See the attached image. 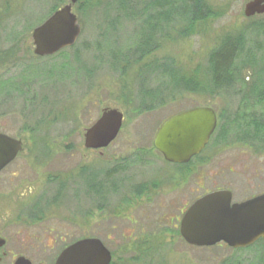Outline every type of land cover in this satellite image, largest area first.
Here are the masks:
<instances>
[{
  "label": "rangeland",
  "instance_id": "1",
  "mask_svg": "<svg viewBox=\"0 0 264 264\" xmlns=\"http://www.w3.org/2000/svg\"><path fill=\"white\" fill-rule=\"evenodd\" d=\"M71 1L0 0V133L23 144L1 180L27 172L32 180L50 176L73 188L80 196L66 195L54 218L75 219L83 210L85 219L75 220L87 238L105 244L113 264H264L257 247L199 249L180 236L183 214L208 192L228 188L233 201L241 202L264 188V159L242 147L225 148L240 136L225 135L232 105L224 101L228 90L216 89L211 70L225 43L240 44L244 54L229 91L264 90V18L245 16V5L253 0H205L209 12L198 21L156 10L157 0L140 5V0H79L77 43L65 54L36 57L33 30ZM183 79L194 81L195 88L178 85ZM196 107L213 108L224 131L195 162L167 163L154 147L157 131ZM106 108L122 111L124 126L103 158L95 159L84 134ZM255 137L252 145L264 139V131ZM98 165L97 183L84 185L88 181L79 172ZM112 169L117 174L110 179ZM0 230L7 240L0 264H14L18 256L55 264L74 240L63 232L45 242H22L12 221Z\"/></svg>",
  "mask_w": 264,
  "mask_h": 264
},
{
  "label": "water",
  "instance_id": "2",
  "mask_svg": "<svg viewBox=\"0 0 264 264\" xmlns=\"http://www.w3.org/2000/svg\"><path fill=\"white\" fill-rule=\"evenodd\" d=\"M72 4L55 13L32 34L34 54L52 57L73 47L81 34ZM264 15V0L246 4L247 18ZM125 120L117 108H106L99 119L85 130L88 150H105L116 141ZM217 127V117L210 108H196L180 113L159 129L155 148L172 164H188L208 144ZM23 152L22 141L0 133V173ZM180 236L194 248H214L221 244L232 250H245L264 239V196L243 203H233L230 191H217L194 202L180 221ZM5 245L0 240V248ZM113 255L100 239H85L65 248L55 264H112ZM14 264H33L25 257Z\"/></svg>",
  "mask_w": 264,
  "mask_h": 264
},
{
  "label": "flooded vegetation",
  "instance_id": "3",
  "mask_svg": "<svg viewBox=\"0 0 264 264\" xmlns=\"http://www.w3.org/2000/svg\"><path fill=\"white\" fill-rule=\"evenodd\" d=\"M77 2H79V0H77ZM75 4L72 5V12L78 19V16L74 13ZM66 6L67 5H64L60 9L58 8L56 11L54 10L51 13V15L48 16L45 19V21L42 22L39 26L44 24L50 17H52L55 13L62 10ZM262 18H264V15H256L255 17H251L248 19L251 20V19H262ZM78 23H79V19H78ZM223 93H224V101H226L228 105H232L231 107L235 108L234 113L229 111L231 107L227 108L226 121H225V124H227V128L225 130L226 131L225 135L226 134H238V136H240V138H238L234 143H231L230 145H228L229 143H227L226 144L227 147L225 148L229 149L231 147L230 150H234V149H237L234 147H242L244 149H248L252 151L254 155L256 156V158H258L259 160L264 159V139H260L258 144H253L256 146L252 145V140H253L252 138H254L261 131H264V90H257V91L243 90V91H236V92H230L228 90V91H224ZM227 95L230 100L226 99ZM196 108L212 109L215 112L216 117H217V127L213 135L211 136L208 144L203 149V151L199 155L195 156L188 164H184V165H189L195 162L196 160H198L199 158H201L203 154L211 148L213 143L216 142V140H218L221 133L224 131V128L222 129L221 127V120H222L221 116L213 108L211 107H196ZM196 108H193V109H196ZM225 124L223 126H225ZM239 125L242 127L240 128ZM230 126H232L234 129H230L229 128ZM243 127L245 131L244 135L242 134ZM122 129L120 131V134L122 132ZM232 130L234 131L231 133ZM251 134H253V137H251ZM113 143L111 145H113ZM227 149H224V150L226 151ZM105 150L93 151L94 158L95 159L103 158L104 156L103 152ZM230 150H227L226 152ZM159 154L165 160L164 156L160 152ZM243 154H245V152ZM19 156L20 154L15 159V161H13L10 165H8L0 173V226L4 225L7 221H12L13 224L16 225V227H18V231H15V236L22 242L23 241L25 242L26 241L27 242H45L49 240L50 237H52V234H54V236L56 235L57 237H60L61 236L60 234L63 232L67 233V236H73L72 237L74 238L73 243H76V242H79L85 239H97V238H87L86 237L85 227L82 223L79 222L81 221L80 216L85 219V213L83 210H81L78 216L75 217V219L79 220L78 222L72 217L71 214L68 215L69 218H65V219L54 218L56 215L55 211L58 210L60 207H62V202H63V199L67 197L66 195L75 194L73 192V188H69L65 185H59L58 183H54L55 178H50V176L47 177L45 181L43 180V177H41L39 180H32L30 177L26 175L27 172H24L22 174V177H20V174H13L8 179L2 178L1 180V175L15 164ZM184 165L179 164L178 166H184ZM99 167H100L99 165L98 167L96 166L95 168L93 167L91 169L93 171H91L90 173H84L85 170L84 171L82 170L81 172H79L83 178V181L86 182V179L88 181L87 183H83L84 185H87V184L92 185V183L94 184L97 183L95 179H97V176H96L97 168ZM115 171H116L115 169L110 170L109 174L107 175L108 178L111 179L112 176L116 175L117 173ZM230 172L234 173V170L230 169ZM100 181L101 180H99V182ZM91 188L92 186H89V190ZM217 191H230L233 195V192L229 190L228 188H219L215 191L208 192L207 194L217 192ZM76 195H78V193H76L75 196ZM96 195H97V200L99 202L102 201L101 195L99 196V194L97 193ZM261 196H264V188L261 190V192H259L255 196L247 198L241 202L233 201V203H243L248 200L261 197ZM78 198L76 200H78ZM233 199H234V195H233ZM54 222H55V226H54ZM57 226L59 227L61 226V227L57 228ZM1 231L2 230H0V240H4L5 245L2 248H0V259H1V256L3 257L6 256V252H4L3 249L5 248L7 244V240L4 238H1ZM59 239L62 240V237ZM263 244H264V239H261L255 244V247H257L258 249L257 255L261 263L264 262ZM70 245L65 246L63 250ZM41 253H44V251ZM40 255L43 256V254H40ZM20 257H25V256H18V258Z\"/></svg>",
  "mask_w": 264,
  "mask_h": 264
},
{
  "label": "trees",
  "instance_id": "4",
  "mask_svg": "<svg viewBox=\"0 0 264 264\" xmlns=\"http://www.w3.org/2000/svg\"><path fill=\"white\" fill-rule=\"evenodd\" d=\"M151 0H140L139 4L146 3ZM156 10L162 11L164 9L166 15L180 14L182 16H190L192 21L203 20L205 18V13H208L209 9L206 6L205 0H161L155 1ZM171 13V14H168ZM65 54V50L59 55ZM242 54H244L243 47L240 44H234L233 42L225 43L221 49L215 53L211 62V70L213 83L218 90L227 89L230 90L235 80H233V75L238 74V68L236 63H238ZM58 55V56H59ZM178 85L182 86L185 90L194 89L195 82L189 80H181ZM255 245L249 249L254 248ZM248 250V249H247ZM243 251V250H239ZM238 252V251H237ZM113 264V263H112Z\"/></svg>",
  "mask_w": 264,
  "mask_h": 264
}]
</instances>
